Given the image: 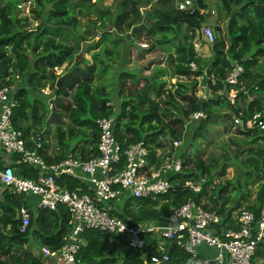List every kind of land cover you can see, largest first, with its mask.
Masks as SVG:
<instances>
[{"label": "trees", "instance_id": "obj_1", "mask_svg": "<svg viewBox=\"0 0 264 264\" xmlns=\"http://www.w3.org/2000/svg\"><path fill=\"white\" fill-rule=\"evenodd\" d=\"M1 1L3 6L0 8V87L14 84L17 78L23 84L25 77L30 76V70L34 67L38 69L32 75V80L35 78L38 84L49 81L50 97L56 98L52 108L44 107L40 100L32 102L31 91L25 85H21L15 96L18 107L14 110L12 118L14 127L23 132L24 139H33V143L26 142L27 148L34 149L36 144L40 143L38 153L48 163L61 161L66 152L82 161L97 158L99 156L97 121L104 118H113L116 121L115 135L123 152L132 145L142 143L151 152V163L159 166L156 151H169V155L174 152L176 154L173 143H182L185 140L186 129L188 125L193 124L190 116L199 112V108L200 112L207 115V119L196 124L195 139L203 137L205 122L219 112L230 113L231 116L246 123L248 119L264 110V84L257 85L259 79L252 71L258 65V58L264 57V0H217L222 7V20L226 23L225 38L213 46L214 57L211 64L196 71H192L191 64L198 66L200 60L194 46L186 47L188 37L182 39L180 35L184 27L186 31L196 32L195 29L204 23L202 13L207 10L205 0H194L193 8L188 11L178 10L177 0H124L118 8L120 12L112 14V24L116 31L114 35L129 34V45H133L136 33L141 32L148 38H159L157 44L162 46L170 42L168 37L172 35V38L179 41L170 59V64L173 65L172 75L187 79L203 78V84L213 97L200 105L201 98L195 95L198 89L197 81L177 82L168 90L166 82L160 80L162 71L156 73L153 81L143 79L145 84L141 88L140 79L133 74L123 73L120 78L124 82L121 84L116 102L120 106L119 110L111 105L110 95L108 97L106 94L107 88L93 91L95 66L90 67L88 73L82 72V79L68 77L58 87L59 77L56 76L55 70L65 64L70 65L80 53V42H76L75 47L70 46L63 28L67 27L63 18L66 16L70 0H22V4L32 3L29 13L40 21L38 34L22 31L28 20L18 19L14 13L20 0ZM49 5L53 7L51 9L53 13L62 18L52 24L47 20L46 10ZM153 5L156 8L149 17L144 18L140 15L139 9ZM76 19L73 17L69 25L76 24ZM221 31V27L215 30ZM109 34L113 35V32L105 31L101 34L102 40ZM113 46L116 47V44ZM30 50L32 55L28 54ZM124 53L126 54L125 51ZM33 57L37 60L35 64L30 62V58ZM140 58L143 59V56ZM229 59L237 61L245 70L237 86L225 84L232 71ZM78 66L75 65L77 71ZM72 83L77 85L72 101L67 103L65 96L73 88ZM114 87L113 90H117L118 85L117 88ZM220 91L225 92L223 98L215 96ZM233 91L237 92V96L235 103L231 104L228 97ZM151 93H154V99L150 98ZM49 116L57 129L55 136L60 146V155L55 159L48 157V146L45 144L49 134L44 127ZM64 119L69 122L66 132L62 130ZM243 133L253 139V146L248 150L253 158H250L247 164L260 174L264 171V133L257 130ZM75 138L79 139L80 143L71 148L67 141ZM183 158L185 159V156ZM188 163L187 158L184 167L187 168ZM194 163L200 176L209 177V170L200 160L195 159ZM123 166L122 164L120 168ZM21 167L23 177L30 179L37 177L38 170L26 165ZM177 180L184 184L189 180H199V177L193 172H187L186 169ZM262 181L264 182V179ZM57 184L59 188L69 191L82 189V193L88 194V189L83 183L72 178L63 177ZM211 184V180L206 182L201 198L209 196L207 188ZM228 193V187L219 185L213 189V194L209 198L213 206L211 210L220 209L218 214L222 217L224 207L232 202L227 196ZM192 199H196V196L177 187L165 196H151L141 200L129 198L123 206L122 214L116 211H111V214L131 226L151 224L165 226V219L170 218L176 209ZM257 201L259 205L264 204V185L260 186ZM25 207L28 208L27 197L10 190L4 193L0 202V264H44L43 260L30 252L22 256L14 252L15 248L25 247L32 240L42 249L51 251H58L65 244L71 229V216L67 207L59 206L55 211H35L28 208L30 224L22 232L21 210ZM248 210L257 214L255 205ZM143 238L146 242L145 248L132 250L126 248L124 242L115 236L99 231H87L86 246L79 253L77 264H153V260L161 261L164 255H168L169 264H198L174 242L160 240L152 234H146ZM160 248L164 253L160 252ZM258 260L260 261L257 264H264L263 245L258 251Z\"/></svg>", "mask_w": 264, "mask_h": 264}, {"label": "built area", "instance_id": "obj_2", "mask_svg": "<svg viewBox=\"0 0 264 264\" xmlns=\"http://www.w3.org/2000/svg\"><path fill=\"white\" fill-rule=\"evenodd\" d=\"M24 5L31 7L32 3H25L20 8ZM193 6V0H182L177 4L180 11H188ZM201 36L210 46L217 43V36L210 27L202 28ZM244 73L242 65H233L225 84L237 86ZM16 93L15 86L0 87V147L7 155L17 157L20 165L39 172L35 179H30L16 175L12 167H5L0 169V182L5 189L15 194L38 198L39 210L55 211L59 206H65L71 216V229L64 246L58 251L43 249L44 262L77 264L79 253L86 246V232L99 231L119 238L126 248L132 250H143L146 246L143 236L152 234L161 240L176 243L201 264H256L258 251L264 246V204L257 208V214L239 210L232 219L233 225L225 228L222 226V216L217 211L206 210L198 201L203 192L202 183L186 181L180 184L177 180L185 171L180 156L175 152L171 155L156 153L160 163L157 166L151 163V152L142 143L132 145L123 152L115 135L116 121L113 118L97 121V158L82 161L69 155L59 162L48 163L38 153L41 144L37 143L36 148L28 149L22 132L13 125V112L18 107ZM224 95V91L215 94L219 98ZM236 96L237 92L233 91L228 97L231 104L235 103ZM212 97L211 92H208L204 100L208 101ZM205 118L201 112L190 117L192 122ZM234 124L236 127L242 126L264 133V110L246 123L235 119ZM180 145L181 143L174 142V150ZM122 164L124 166L120 168ZM63 177L83 183L88 194L82 193V189L69 191L59 188L58 180ZM177 187L189 191L196 199L189 200L176 209L170 218L165 219V226H131L111 214L110 204H116L122 198L141 200L151 196H165ZM21 220L23 232L30 224V213L26 207L21 210ZM205 249L214 254L201 259L200 253ZM163 262H169L168 255H164L161 261L153 260V264Z\"/></svg>", "mask_w": 264, "mask_h": 264}, {"label": "rangeland", "instance_id": "obj_3", "mask_svg": "<svg viewBox=\"0 0 264 264\" xmlns=\"http://www.w3.org/2000/svg\"><path fill=\"white\" fill-rule=\"evenodd\" d=\"M123 1L124 0L69 1L66 16L63 18L67 27L63 28L64 32H66L68 36V44L70 46L75 47L76 42H80V53L78 57H76V60H74L68 68L66 65H64L65 67L59 69V73L61 72V74H63L69 72V68L73 70L76 64L80 65L82 70H85L87 69V64L92 61L97 67L96 76L98 77L96 78L95 82L97 83L96 88H93L94 91L97 90L99 84H102L103 79L107 84H109V81H107L108 79L115 78L117 75L119 77V75L121 76L123 73L133 74L137 77V79H140L139 88H141L145 84V81L143 80V73L149 71L153 67L157 71L154 70L152 74L146 76L149 82L153 81V77L157 72L162 71L163 73L160 75V79H162L163 82H166L167 89L171 90V74H173V65L170 64V59L175 53L176 43L179 42L178 39L174 37L172 38L171 35L168 37L170 42L162 46L157 44V40H159V38H148L143 35V33L139 32L136 33L134 44L129 45V34L126 35L123 33L122 36H120L121 33H117L118 35L115 36L114 34L116 31H114L115 29L112 24V14L113 12H120L118 8H120ZM2 6L3 2L0 0V8ZM209 7L210 11H205V13L210 14L209 18L212 21L216 18V16H211L213 11L212 9H214L216 12V6L211 5ZM29 8L30 7L28 5H25L22 8L18 6V9L15 10L14 13L18 19L28 20V22L24 25V28H22V31H29L38 34V26L40 25V21L32 17V15L29 13ZM52 8L53 7L49 5L48 9L46 10L47 20L50 24L62 19L58 18L53 13V10H51ZM155 8V5L149 9L141 8L139 9L140 15L145 18L147 15L152 14L155 11ZM73 17L77 18V23L74 25H69V21L73 19ZM217 18L220 19L218 16ZM221 24L226 27L225 22L221 21ZM146 28L148 29L149 26H146ZM147 29H145V31ZM104 30L108 33L113 32V35H106L105 39L102 40L101 34L105 32ZM224 30L222 32H216V35L219 39L224 38ZM198 32L199 31L196 30L197 36H199ZM190 33L191 32L186 31V28L184 27L180 36H189L188 40L185 42L186 46L189 47L190 45L195 44L200 47L201 43L204 44L205 41L203 38L202 42L200 41L201 39L198 40L195 37L192 38L193 32L192 34ZM110 42L112 43L110 44ZM98 44L99 46H97ZM113 44H116V47L113 46ZM134 45L143 48L140 53L135 50ZM205 45L207 46L206 51L209 54H212L213 49L211 46L209 47V45L206 43ZM148 49L151 51H148ZM31 53L32 51L30 50L28 54L32 55ZM141 56H143V59L140 58ZM36 61L37 60L34 57L33 59L30 58L31 64H35ZM259 62V69H253L252 71L254 75L256 73L257 75L264 77V58L260 59ZM197 69L199 68L197 67ZM81 73L82 72H80V74ZM263 80H259L257 84H264ZM19 81L21 80L17 78L15 80L16 84L12 85L18 88L21 85L18 83ZM117 81L118 84L115 83L118 85L117 90H113L112 87L107 89V92L110 93L113 90V95L110 96V102H113V104L115 103V107L119 110L120 106L116 102L119 98L118 92L120 90L121 84L124 81L121 79H118ZM192 81H197L198 89L196 90L195 95L202 99L204 94H207L205 84L201 85V78H190L183 82L188 83ZM47 84L49 86V83ZM72 85L73 88L69 90L65 96L67 103L72 101V95L74 94L77 84L72 83ZM39 96L42 97L40 102H42L44 107H53L55 99H51V91L49 89H46L43 93H39ZM235 119L236 117L230 116L224 118L223 120L218 118L211 120L210 123L207 124L204 137L196 139L194 138L193 132L197 125L195 126V124H192L186 129L184 135L185 140L182 142L183 144L180 146L181 148L178 151L180 154H177L176 152V155L181 156V158L185 156V159H182L183 161L187 160V157L189 156L187 172L195 171V165L193 162L195 159L200 160V162L209 169L210 177H199V180L196 182H201V180L207 182L211 180L213 185L210 187V189H213L214 186L217 187L219 185L228 187L230 198H234L233 205L237 204L239 198H241V200L242 198H245V202H243L245 204V207L243 208L245 209L248 204L258 203L257 198L259 189L261 185H264V182L262 181V179H264V171L258 174L252 169L251 166H249V164H247V161L250 158H253L249 153H247V150L253 146V143L252 145L249 142L246 143V141H249L247 140V137L245 135L239 134V129L234 126ZM64 122L65 124L62 126V130L66 132L69 128V122L65 119ZM49 126L51 129L50 133L53 134L56 142L58 143L55 136L57 129L55 128L52 119L49 121ZM50 140H53L51 135ZM67 143L68 146L73 148L78 145L80 141L79 139L75 138L67 141ZM56 149L57 148H55V150ZM222 172H225V174L222 175ZM116 203L118 208L121 209L125 205L126 199L122 198L120 201H116ZM114 211L122 214L116 210V207L114 208ZM14 252L20 256H22L25 252H33V254L41 260H44L45 258L42 255V248L35 244L33 240L30 241V243L25 247L15 248ZM160 252H162V248H160ZM44 264H49V262L46 260Z\"/></svg>", "mask_w": 264, "mask_h": 264}, {"label": "crops", "instance_id": "obj_4", "mask_svg": "<svg viewBox=\"0 0 264 264\" xmlns=\"http://www.w3.org/2000/svg\"><path fill=\"white\" fill-rule=\"evenodd\" d=\"M182 0H180V1H178L177 0V4L179 3V2H181ZM205 4L207 5V10H206V12H209L210 11V7L209 6H211V5H214V6H216V12H215V10L214 9H212L213 11H212V14H211V16H218L220 19H218V21H219V24L221 25V28H222V31L226 28L224 25H222L221 24V21H223L222 20V7H221V4L217 1V0H205ZM25 6V5H24ZM149 8H152V6H149L148 8H144V9H149ZM203 13H205V11L203 12ZM150 16V14L149 15H147L146 17H149ZM213 19H214V17H213ZM224 22V21H223ZM195 30H197V29H195ZM221 31V32H222ZM188 32H191L190 34H192V31H188ZM199 33V36H197V33L196 32H193V36H192V38L193 37H195V38H197L198 40H200V41H202V36H201V33L200 32H198ZM120 36H122V34H120ZM181 36V35H180ZM197 36V37H196ZM217 36V35H216ZM184 37H188L189 38V36L187 35V36H182V37H180V38H184ZM223 37L225 38V30H224V32H223ZM223 39V38H222ZM219 40H221V39H219L218 37H217V42L219 41ZM205 41V40H204ZM203 42V41H202ZM205 43L206 42H204V44L203 43H201L200 44V47L199 46H197V45H193L194 46V50H195V53L197 54V57H198V59L200 60L199 61V65L197 66V65H195V64H191V69L193 70V68H195L196 70H197V67L198 68H207L210 64H211V62H212V59H213V57H214V55H213V52H212V54L210 53H208L207 51H206V48H207V46L205 45ZM207 44V43H206ZM208 45V44H207ZM135 46V45H134ZM185 46H186V44H185ZM191 46V45H190ZM186 47H188V46H186ZM209 47H210V45H209ZM211 48L213 49V46H211ZM135 50H137L138 51V48H136L135 47ZM213 51V50H212ZM139 52V51H138ZM171 53V52H170ZM94 55V54H93ZM264 58V57H263ZM263 58H261V57H259L258 58V65L256 66V67H254L253 69L255 70V69H259V60L260 59H263ZM124 59V58H123ZM230 60V63H231V66H233V65H235V64H239L237 61H234V60H231V59H229ZM66 65V67L68 68L70 65H67V64H65ZM95 66V69H94V84H93V87H92V89L94 88H96V85H97V83H95L96 82V78H98L97 76H96V72H97V67H96V65L91 61V62H89L88 64H87V69H85V70H82L81 69V66L79 65L78 66V71H77V68H73V70L71 69V68H69V72H66V73H63V74H61V72L59 73V69H61L62 67H65V66H62L61 68H58V69H56L55 70V74H56V76H58L59 77V79H58V82H59V84H58V87H59V85H61L65 80H67L68 79V77L70 78V77H75V78H77V79H82V73L80 74L79 72H87L88 73V69L90 68V67H94ZM37 69L38 68H34L33 67V69H31L30 71H31V73H30V76H26L25 77V80H24V82H25V84H24V82H23V86L25 85L27 88H29V90L31 91L30 92V95H31V100H32V102L33 101H38V100H42V97L41 96H39V93H43L46 89H49V86H48V82L49 81H44V83H42V84H38L37 83V81H36V79L34 78L33 80H32V75H34L35 73H36V71H37ZM58 70V71H57ZM154 70H156V69H154L153 67L149 70V71H147V72H145V73H143V79H145V78H147L146 76L147 75H150V74H152V72L154 71ZM157 71V70H156ZM155 71V72H156ZM73 72V73H72ZM77 73H79V74H77ZM257 74L255 73V76H256ZM29 77H30V79H29ZM121 76L119 75V77H118V75L115 77V78H110V79H108L107 81H109V84H107L106 83V81H104V79L102 80L103 82H102V84L104 85H102V84H99V86H98V88H97V90H102L103 88H107V89H110V88H112V87H114L115 86V88H117V84H115V83H117V80L120 78ZM256 77H258V79L259 80H263L264 79V77H262V76H260V75H257ZM191 78H193V77H191ZM29 79V80H28ZM121 79V78H120ZM190 79V78H189ZM195 79V78H194ZM199 79V78H198ZM32 80V81H31ZM161 81H162V79H160ZM171 83H172V85H175L177 82H180V83H184L183 81H185V80H188L187 78H179V77H176V76H173L172 74H171ZM264 81V80H263ZM19 84H21L22 85V82L21 81H19L18 82ZM189 83V82H188ZM13 83H10L8 86H14L16 83H14V85H12ZM18 84V85H19ZM203 84V82H201V85ZM20 85V86H21ZM130 85H132V84H130ZM8 86H4V87H8ZM30 86V87H29ZM258 86H261V85H258ZM17 90H18V88H16ZM50 90V89H49ZM95 91V90H94ZM106 94L108 95V97H109V95L111 96V95H113V92H110V93H108V92H106ZM206 94H204V96H205ZM54 97H52L51 99H53ZM150 98H152V99H154L155 98V95H154V93H151V95H150ZM203 98V97H202ZM54 99H56V98H54ZM109 100H111V99H109ZM55 101V100H54ZM111 105H114V107H115V103L113 104V102H111ZM231 115H230V113H224V112H219V113H217L216 115H213V117L211 118V119H209V121H207V122H205V124H204V133H205V130H206V127H207V124L208 123H210V121L211 120H213V119H224V118H227V117H230ZM47 121H46V126L44 127V129L49 133V136H48V138H47V140H46V142H45V144H47V146H48V148H47V152H48V157L49 158H51V159H55L57 156H59L60 155V146H59V144L56 142V140H55V138H54V136H53V134H51L50 133V131H51V129H50V126H49V121H50V116L49 117H47V119H46ZM199 123V122H198ZM192 124V123H191ZM193 124H195V126H196V124L197 123H194L193 122ZM189 126H191V125H188V127ZM235 126V125H234ZM236 127V126H235ZM237 128V127H236ZM43 129V130H44ZM238 129H239V134H241V135H245L246 136V134L245 133H243V132H248V131H253V130H251V129H247V128H244V127H242V126H240V127H238ZM20 132H22L21 130H19ZM22 134H23V132H22ZM50 135L52 136V138H53V140L51 141L50 140ZM193 135H194V132H193ZM203 137H204V134H203ZM247 137V136H246ZM23 138H24V135H23ZM25 140V142H32V138H29V139H27L26 140V138L24 139ZM247 140H249V141H246V143H250L251 145H252V142H253V139H251L250 137H247ZM33 143V142H32ZM55 148H57L56 150H55ZM181 147H179L178 149H175V151L177 152V154H180L178 151H179V149H180ZM160 152V154H166V153H169V151H162V150H157L156 151V153H159ZM247 153H249L248 152V150H247ZM70 155V153H68V152H66L65 154H64V157H63V159L64 158H66L67 156H69ZM187 158H189V156L187 157ZM62 159V160H63ZM17 160H18V158L17 157H12V156H9V155H7L2 149H1V147H0V169H3V168H5V167H12L13 169H14V171L16 172V175H19L20 177H23L22 175H23V169H22V167H21V165L17 162ZM194 163V162H193ZM194 165H195V163H194ZM208 169V168H207ZM209 170V169H208ZM191 172H193V173H195L196 174V176L197 177H205V178H208V176L207 175H205V176H200L201 174L199 173V172H197V170H196V167H195V171H191ZM225 174V172H222V175H224ZM209 177H210V171H209ZM25 178V177H24ZM67 178V177H66ZM33 179H35V178H33ZM189 181H193V180H189ZM197 181V180H196ZM196 181H194V182H196ZM80 182V181H79ZM201 183H202V185H203V189H204V185L206 184V182H204V180H201ZM213 185V182H212V184L207 188V193H208V195L209 196H205L204 198H201L202 196H200L199 198H198V201L200 202V203H202L203 204V207H205V209L206 210H211L212 209V204L209 202V198L212 196V194H213V189L214 188H216L215 186L213 187V189H210V187ZM7 191V189H5L4 188V186L1 184V182H0V202L3 200V195H4V193ZM202 195V194H201ZM228 197H230L229 196V193H228V195H227ZM231 200H232V202L229 204V205H227V206H225L224 207V210L222 211L223 212V224H222V226H224L225 228H228V227H230V226H232L233 225V223H232V219L235 217V215L238 213V211L239 210H247V211H250V210H248L249 208H251V207H253L254 205L258 208L260 205L258 204V203H255V204H248V206L244 209L243 207H245V204L243 203V202H245L244 200H245V198H242V200H241V198H239V200H238V202H237V204H235V205H233L234 204V198L232 197L231 198ZM38 203H39V200H38V198H36V197H27V206H28V208L29 209H31V210H39V208H38ZM221 205V204H220ZM110 206H111V208H112V211H114V208L116 207V210L118 211V212H123V207L121 208V209H119L118 208V205H117V203L116 204H110ZM240 206V207H239ZM108 207H109V205H108ZM222 207V206H221ZM27 208V209H28ZM219 210L220 209H218V211L217 212H219ZM29 211V210H28ZM43 250V249H42ZM25 253H27V252H25ZM30 253H32L33 254V252H30ZM201 255H200V258L201 259H203V258H209L210 256H212L213 254H214V252H212V251H208V250H202L201 251V253H200ZM34 255V254H33ZM42 255H43V251H42ZM35 256V255H34ZM259 261L260 260H258V258H257V260H256V264L257 263H259ZM198 262V264H201L202 262H200V261H197Z\"/></svg>", "mask_w": 264, "mask_h": 264}, {"label": "water", "instance_id": "obj_5", "mask_svg": "<svg viewBox=\"0 0 264 264\" xmlns=\"http://www.w3.org/2000/svg\"><path fill=\"white\" fill-rule=\"evenodd\" d=\"M21 2H22V0L19 1V6L21 5ZM202 16L204 17V23H202L200 26L197 27V30H198L199 32H201L202 28H206V27H210V28H212L214 31H215L217 28H220V27H221V25L218 23V18H217V17H216L214 20L211 21L210 18H209V16H210L209 13H203ZM135 47L138 48L139 53H140L141 50L143 49V48H140V47H138V46H135ZM58 84H59V82H58ZM257 85H259V84H257ZM203 101H204V100H201L200 105L203 103ZM200 105H199V106H200ZM199 112H200V108H199ZM169 139H170V137H169ZM162 264H169V262H163Z\"/></svg>", "mask_w": 264, "mask_h": 264}, {"label": "clouds", "instance_id": "obj_6", "mask_svg": "<svg viewBox=\"0 0 264 264\" xmlns=\"http://www.w3.org/2000/svg\"><path fill=\"white\" fill-rule=\"evenodd\" d=\"M193 1H194V0H193ZM21 5H23V4L21 3ZM21 5H20V6H21ZM202 14H203V13H202ZM214 32H215V31H214ZM200 33H201V32H200ZM215 34H216V32H215ZM203 39H204V38H203ZM213 46H214V45H213ZM240 65H241V64H240ZM232 70H233V66H232ZM192 71H193V70H192ZM195 71H196V70H195ZM231 72H232V71H231ZM230 74H231V73H230ZM230 74H229V75H230ZM228 77H229V76H228ZM242 77H243V76H242ZM201 79H202V82H203L204 79H203V78H201ZM226 80H227V79H226ZM206 90H207V89H206ZM208 92H209V91L207 90V94H208ZM207 94H206V95H207ZM206 95H205V96H206ZM201 100H204V96H203V98H202ZM205 102H206V101L204 100L203 103H205ZM201 113H202V112H201ZM203 114H204V113H203ZM204 115H205V114H204ZM191 116H192V115H191ZM191 116H190V117H191ZM205 116H206L205 119H207V115H205ZM205 119H202V120H205ZM190 120H191V119H190ZM202 120H200V121H202ZM200 121H197V122H195V123H198V122H200ZM237 128H238V127H237ZM258 132H259V131H258ZM259 133H260V132H259ZM179 143H181V142H179ZM173 144H174V143H173ZM182 144H183V143H181V145H182ZM181 145H180V146H181ZM180 159L182 160L181 156H180ZM183 162H184V161H183ZM186 169H187V168L185 167V170H186ZM184 172H185V171H184ZM204 208H205V207H204Z\"/></svg>", "mask_w": 264, "mask_h": 264}]
</instances>
